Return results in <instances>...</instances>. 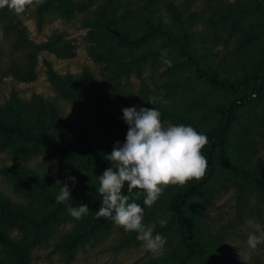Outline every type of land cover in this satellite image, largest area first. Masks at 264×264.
<instances>
[{
  "label": "rangeland",
  "instance_id": "rangeland-1",
  "mask_svg": "<svg viewBox=\"0 0 264 264\" xmlns=\"http://www.w3.org/2000/svg\"><path fill=\"white\" fill-rule=\"evenodd\" d=\"M43 1L33 0L20 15L9 10V17L25 28L39 53L33 81L23 83L12 77L1 80L0 107L6 105L12 93L24 102L33 95L53 102L72 134L78 136L82 157L71 149L24 158L0 149V202L3 199L21 205L38 218L56 207L47 200V194L57 196L59 187L67 183L74 207L80 206L79 200L92 204L80 220L66 210L58 211V217L39 231L36 244L30 248V264H175L189 253L180 229L168 224L162 228L158 223V218L169 223L172 201L184 185L166 187L151 207L143 204V192L136 201L144 209L145 226L166 239L158 255L145 249L137 233L125 232L111 219L96 218L100 206H92L101 204L102 199L97 190L98 177L109 167L104 157L125 138L106 111L101 114L100 109L85 102L67 99L57 89L58 81L84 85L89 77L104 94L105 108L123 113L122 104L111 90L115 86L126 108L154 107L165 126L190 125L200 133L217 127L224 107L249 96L230 123L229 146L224 150L218 147L214 153L213 178L185 207L194 235L215 261L197 255L180 264H264V244L248 249L246 239L253 229L241 228L246 220L253 219L261 225L256 234L264 232V82L256 94L253 80L244 77H254L264 57V0H74L78 3L69 7L55 2L38 28L37 8ZM136 9H143L142 14ZM149 15L161 17L178 33L175 16L181 18L189 33L187 40L226 79L227 87L195 77L193 67L184 63L172 43L158 55L144 58L140 57L141 51L155 49L158 39L125 46L120 36L128 34L138 40L148 29L142 17ZM53 49L64 57L56 56ZM164 50L166 57H162ZM163 59L169 60L170 66ZM146 97H155L156 103L148 104ZM173 114L180 115L181 120ZM80 127L85 130L86 140ZM14 168L27 171L37 183L6 171ZM242 169L247 173L242 174ZM68 177H75V183ZM137 191L134 189L133 195ZM27 232L17 227L8 230L16 239L32 236L25 235ZM238 250L245 252L246 258L241 260ZM5 254L0 246V258Z\"/></svg>",
  "mask_w": 264,
  "mask_h": 264
},
{
  "label": "trees",
  "instance_id": "trees-1",
  "mask_svg": "<svg viewBox=\"0 0 264 264\" xmlns=\"http://www.w3.org/2000/svg\"><path fill=\"white\" fill-rule=\"evenodd\" d=\"M43 5L37 8V26L38 28L44 22V13L53 5V3L62 4L69 7L71 4H77L74 0H44ZM143 9H136L137 14L141 15ZM143 22L146 23L148 29L145 33L139 36L138 40H134L128 34L120 36L122 43L130 45L135 41H153L158 39L159 45L155 48H147L141 51L140 57L144 58L147 55L152 57L158 55L166 44L172 43L176 47L177 53L183 57L184 63L193 67V74L195 77L214 85L227 87L226 79L219 76L217 70L212 68L209 60L204 59L202 53H198L194 49L190 41L187 40L189 33L181 18L175 16L180 33L175 32L172 28L159 16L142 17ZM0 31L3 36L0 37V82L2 79L12 77L19 82H31L35 79V65L39 47L33 44L26 33L25 28L15 22L9 17V9L7 7L0 9ZM6 50V53H5ZM58 57H64L56 49L52 50ZM91 53L94 54L93 50ZM2 56V57H1ZM5 60L6 63L2 61ZM243 74H245L243 72ZM247 80L252 79L257 87L255 93H259L264 82V57L260 60L257 73L252 77L245 74ZM86 84L76 85L75 83H68L58 81V91L70 100L82 101L97 108L99 113L110 118L121 131L124 138L128 131V125L124 121L123 113L119 115L113 108H105L103 105L104 94L95 84L92 79L86 78ZM117 99L124 105L123 95L117 91L115 86L111 87ZM146 102L148 98L146 97ZM249 96L240 97L232 101L228 106L223 108V114L216 128L213 130L203 131L208 138V143L203 150V154L207 158V171L205 176L200 180H192L184 185L180 192L172 201L170 212L171 218L169 220V227H177L180 229L181 238L189 250V253L182 257L180 261L175 264H180L187 261L194 256H206L209 260L215 261L213 256L206 252L202 245L198 242L197 237L193 233L192 220L186 215V204L191 197L200 193L207 183L214 175V153L219 147L222 150L229 146L227 140V133L230 123L234 117L235 111L246 105ZM149 104V103H148ZM107 109V110H106ZM173 116L181 120V116ZM80 134L86 138V133L83 128H79ZM75 134H72L69 124H67L58 114L55 104L51 101L42 99L38 95H33L29 102L20 101L15 93H12L11 99L5 106L0 107V149L9 150L14 157H28L36 155L39 152H54L60 150H73V153L82 157L81 144ZM111 166L109 161L104 163ZM11 174H19L28 180L37 183V180L31 176L27 171H18L15 168L6 170ZM242 174L247 172L242 169ZM127 191V185L123 189V194ZM48 201L56 203V207L48 215H42L38 218L28 214V212L18 204H10L3 199L0 202V246L5 249L6 254L0 258V264H30L29 250L36 244L37 235L39 231L48 225V222L58 217V211L66 210L65 204H58L54 194H47ZM75 203V202H74ZM73 201H68V204L74 207ZM78 204L86 203L91 206L92 202L84 200L77 201ZM100 204L92 207H99ZM39 216V215H38ZM17 227L22 233L27 229L25 235L16 239L8 234V230ZM29 237V238H28ZM156 264V263H152Z\"/></svg>",
  "mask_w": 264,
  "mask_h": 264
},
{
  "label": "clouds",
  "instance_id": "clouds-1",
  "mask_svg": "<svg viewBox=\"0 0 264 264\" xmlns=\"http://www.w3.org/2000/svg\"><path fill=\"white\" fill-rule=\"evenodd\" d=\"M33 0H0V9L7 7L17 15L26 12ZM3 32L0 31V37ZM167 50L162 52L166 57ZM162 62L170 66V61ZM147 103H156L155 97H149ZM123 119L128 125V131L123 143L117 141L112 151L105 155L111 164L98 177V192L101 196L96 218H107L124 229L125 232L137 233L147 251L160 254L166 239L162 234H153L150 227L145 226L144 209L136 201L140 199V192L144 193L143 204L151 207L168 186H183L192 180L202 179L207 171V158L203 149L208 143L205 134L198 132L190 125L168 124L161 121V113L156 108L127 107L122 109ZM75 183V177H68ZM61 182L58 180L57 185ZM127 185L128 195L123 194ZM137 189L135 195L133 190ZM71 192L67 183L59 187L56 196L58 204H65L67 212L76 220L87 215L89 208L86 203L79 207L68 204ZM131 201V202H130ZM159 225L167 227L168 220L158 218ZM242 230L249 228L246 245L255 250L258 245L264 244V232L261 225L253 219L246 220ZM241 260L246 253L238 250Z\"/></svg>",
  "mask_w": 264,
  "mask_h": 264
}]
</instances>
